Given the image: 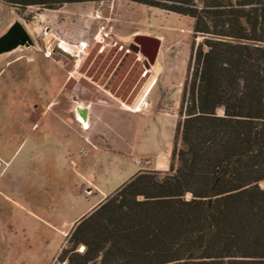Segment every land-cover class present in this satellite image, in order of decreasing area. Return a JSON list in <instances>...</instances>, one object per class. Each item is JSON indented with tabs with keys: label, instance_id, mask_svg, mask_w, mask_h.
<instances>
[{
	"label": "trees",
	"instance_id": "obj_1",
	"mask_svg": "<svg viewBox=\"0 0 264 264\" xmlns=\"http://www.w3.org/2000/svg\"><path fill=\"white\" fill-rule=\"evenodd\" d=\"M132 1L204 36L181 95L185 147L170 173L139 172L85 215L53 264H264V0Z\"/></svg>",
	"mask_w": 264,
	"mask_h": 264
},
{
	"label": "rangeland",
	"instance_id": "obj_2",
	"mask_svg": "<svg viewBox=\"0 0 264 264\" xmlns=\"http://www.w3.org/2000/svg\"><path fill=\"white\" fill-rule=\"evenodd\" d=\"M2 4L8 12L9 19H12L11 22L16 20L30 38L29 43H18L0 52V70L5 68L11 72L5 82L9 83L12 90L21 82L22 85L26 82L35 83L27 75L31 68L25 63L34 57L37 61H42L39 66L44 76L50 66H56L57 75H60L55 92L48 77L43 78L39 84L42 95L35 101L43 99L44 103L57 102L62 106L60 113L64 115H70L67 111L70 106L76 117H78L76 106L100 100L117 101L120 104L124 101L139 108V114L150 113V107H143L141 103L154 80L155 71H159L169 92L164 107L166 126L172 133L174 132V143L176 142L179 148L185 147L181 135L176 138L177 123L181 119L179 114L181 95L184 82L190 75L192 57L198 45L204 40L203 35L194 31V18L132 0L65 3L56 9L37 5L24 6L0 0V8ZM96 10H101L103 15L112 19L113 32L105 42L92 50L85 62L77 66L58 43L62 48L68 47V40L79 38L76 34L93 33L96 22L91 19V15ZM2 22L0 16V27ZM136 34L161 39L159 54L154 64L139 51L134 42ZM17 58H19L17 63L9 64ZM144 69L149 72L145 74ZM26 75L28 79H25ZM95 105L103 110L113 107L110 104ZM218 112L222 113L223 110L219 109ZM93 117L98 118L95 114ZM100 145L101 152L108 153L104 142ZM134 160L140 161L138 157ZM172 164L176 168L178 160L172 158ZM171 165L167 170L158 171L159 175L170 173ZM127 177L130 176L124 175L123 179ZM120 187L122 185L114 190L112 188L107 190L106 196L102 194L96 197L93 204L98 206ZM261 187L264 188V180ZM85 193L94 195L91 187ZM38 213L41 214L32 205L24 207L11 204L5 209H0V264H49L54 257L50 263L53 264L62 249L70 247L68 239L76 224L66 233H62V236H55L52 226L36 215ZM82 248L81 245L80 249Z\"/></svg>",
	"mask_w": 264,
	"mask_h": 264
},
{
	"label": "crops",
	"instance_id": "obj_3",
	"mask_svg": "<svg viewBox=\"0 0 264 264\" xmlns=\"http://www.w3.org/2000/svg\"><path fill=\"white\" fill-rule=\"evenodd\" d=\"M0 16L1 39L18 23L11 22L3 4ZM41 62L34 57L25 61L31 68L27 75L35 83L21 82L13 90L5 82L11 72L0 70V209L32 205L42 214L36 215L52 226L54 235L62 236L97 206L94 199L106 196L107 190L123 186L139 172L167 170L174 132L165 123L169 92L161 73L154 74L143 99L150 113L126 109L123 105L135 107L124 101H93L76 106L77 112L78 107L85 108L84 126L70 106L66 116L57 102L35 101L42 95L39 84L44 77L54 92L60 80L56 66H50L44 76ZM96 103L113 107L103 110ZM102 142L108 153L101 152ZM137 157L140 161L134 160ZM124 175L130 177L123 179ZM90 187L92 196L85 193Z\"/></svg>",
	"mask_w": 264,
	"mask_h": 264
},
{
	"label": "built area",
	"instance_id": "obj_4",
	"mask_svg": "<svg viewBox=\"0 0 264 264\" xmlns=\"http://www.w3.org/2000/svg\"><path fill=\"white\" fill-rule=\"evenodd\" d=\"M91 19L96 22V28L93 33L80 32L76 34L79 37V42L73 46L70 45L64 49L58 43V46L65 51L76 64L83 63L90 56L92 50L98 45L106 41L113 32V24L111 18L103 15L101 10H96L91 15ZM143 107H148L146 102Z\"/></svg>",
	"mask_w": 264,
	"mask_h": 264
},
{
	"label": "water",
	"instance_id": "obj_5",
	"mask_svg": "<svg viewBox=\"0 0 264 264\" xmlns=\"http://www.w3.org/2000/svg\"><path fill=\"white\" fill-rule=\"evenodd\" d=\"M18 28H21L22 30L19 23L15 25L8 34L0 39V51L8 49L19 41H30L28 34L24 30H22L21 33H15ZM134 42L137 44L139 51L148 59V61L151 64H154L159 54L161 39L156 36L136 34L134 36ZM78 112L84 118L85 108L78 107Z\"/></svg>",
	"mask_w": 264,
	"mask_h": 264
},
{
	"label": "bare ground",
	"instance_id": "obj_6",
	"mask_svg": "<svg viewBox=\"0 0 264 264\" xmlns=\"http://www.w3.org/2000/svg\"><path fill=\"white\" fill-rule=\"evenodd\" d=\"M28 41H19L18 43H22V44H26ZM68 42H69V46L70 45H73V46H75L78 42H79V38H71V40H68ZM17 43V44H18ZM29 43V42H28ZM17 44H15V45H17ZM15 45H13V46H15ZM13 46H11V47H13ZM65 49H67V47H64ZM78 64H81V63H78ZM78 64H77V66H78ZM154 67V66H153ZM144 73L145 74H147L149 71L147 70H145L144 69ZM156 72V76H158V74H159V71H155ZM134 87V86H133ZM124 100V99H123ZM146 103V101L145 100H143L142 101V103H141V105H144ZM129 104V103H128ZM133 106V105H132ZM82 107V106H81ZM77 108V107H76ZM134 108V107H133ZM134 109H136V110H138L139 108H134ZM87 117H88V115H87ZM78 119L80 120V121H82V124L84 125V126H86V124H87V122L83 119V117L81 116V114L78 112ZM84 120V121H83ZM89 125V124H88ZM83 247V246H82Z\"/></svg>",
	"mask_w": 264,
	"mask_h": 264
},
{
	"label": "flooded vegetation",
	"instance_id": "obj_7",
	"mask_svg": "<svg viewBox=\"0 0 264 264\" xmlns=\"http://www.w3.org/2000/svg\"><path fill=\"white\" fill-rule=\"evenodd\" d=\"M21 32H22L21 28H18L15 33L17 34V33H21Z\"/></svg>",
	"mask_w": 264,
	"mask_h": 264
}]
</instances>
